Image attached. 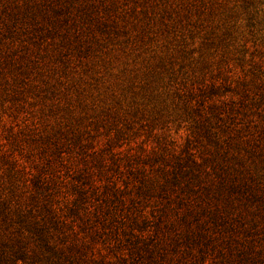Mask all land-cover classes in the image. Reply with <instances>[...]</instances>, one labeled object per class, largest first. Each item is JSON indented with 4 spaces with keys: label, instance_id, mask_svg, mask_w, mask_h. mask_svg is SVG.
Returning <instances> with one entry per match:
<instances>
[{
    "label": "trees",
    "instance_id": "16d2710c",
    "mask_svg": "<svg viewBox=\"0 0 264 264\" xmlns=\"http://www.w3.org/2000/svg\"><path fill=\"white\" fill-rule=\"evenodd\" d=\"M261 1L264 0H245L246 26L251 31L259 25L253 10H257ZM31 2L27 0L24 5L16 6L13 2L12 9H8L11 5L4 6L0 12V24L4 26L0 27V37L6 31L5 35L11 38H22L20 45L25 46L26 29L40 37L54 38L61 33L59 40L53 43L55 48H61L54 50L53 57L65 61L72 50L81 53L89 47L85 40L75 35L71 40L68 32L59 31L70 13L71 3L41 0L43 6L36 9L35 3ZM91 5L94 7V1ZM85 16L88 21L94 20L91 14L85 12ZM94 23L101 28L104 19H96ZM5 38H0V83L3 84H7V80L3 77L2 65H6V57L14 45ZM249 63L255 75L241 95L217 99L208 108L201 105L204 98L198 101H201L202 109H208L205 117H201L198 107L192 112L194 106L190 101L195 94L192 87L177 84V87L183 86V90L178 88L182 111L170 119L177 117L186 122V116L191 121L189 134L176 156H168L169 145L164 134L159 132L147 136V139L154 136L156 140L147 155L141 154L149 151L144 149L145 146L137 155L129 151L123 153L125 150L117 153L124 142L136 135L131 131L133 127L130 130L129 123L124 124L130 130L127 132L122 127L115 131L106 127L105 133H111L106 137L109 144L103 152H94L93 139L88 140L90 131L97 130L94 125L79 122L69 129L56 124L50 132L39 135L29 149L20 144L5 149L0 144V264H154V253L160 249L157 235L163 233L166 212L156 213L153 226L139 212L138 202H148L155 195L185 207L186 212L178 221L186 227L183 239L187 242L209 243V229L219 226L223 232H230L225 237L226 242L230 241L229 246L242 247V258L246 257L252 264H263L264 253L253 241L254 237H259L252 232L256 229L237 227L244 222L243 215H232V208L238 207L234 203L235 197L244 198L247 203L256 200L264 205V187L256 184L252 178L254 174L246 166L248 159L260 156L264 165V133L260 131L264 123V60H249ZM13 74V81L27 89L24 74L17 71ZM251 86L261 92H258L254 110L247 111L245 101ZM44 89L55 93L49 85L33 87L36 92ZM217 91L219 87L210 86L207 98L218 95ZM16 92L6 95L17 98ZM254 112L260 118L253 124ZM172 122L158 117L151 121L149 129L151 133L156 132L159 127H169ZM69 159H74L76 166H71ZM141 166L154 171L148 173L149 170L147 172ZM197 188L202 190V195L198 196L202 198L199 204L191 199ZM131 189L134 190L132 193ZM235 230L241 231L244 238H236ZM95 238L112 241L117 246H111L116 249L126 247L128 254L122 256L123 261L102 260L92 251ZM178 241L175 237L176 245Z\"/></svg>",
    "mask_w": 264,
    "mask_h": 264
},
{
    "label": "rangeland",
    "instance_id": "374dc122",
    "mask_svg": "<svg viewBox=\"0 0 264 264\" xmlns=\"http://www.w3.org/2000/svg\"><path fill=\"white\" fill-rule=\"evenodd\" d=\"M26 1L0 0V12L6 5H11L8 9H12L13 5H24ZM93 1L94 7L91 5ZM31 3H35L33 7L36 9L43 6L41 0H32ZM67 3L72 7L59 31L68 32L71 40L75 35L89 46L81 53L72 50L69 56L66 55L67 61L53 57L61 48H55L53 44L61 33L54 38L40 37L26 29L25 46L20 45L22 38H11L5 35L6 31L0 37L3 40L5 36L7 42H14L13 50L6 57V65H2L7 84L0 83V144L5 149L14 144L29 149L39 135L50 132L56 124L69 129L79 122L93 124L97 129L88 135V140L93 139L94 152H103L109 144L106 137L111 132L105 133L106 127L114 131L122 127L126 132L133 127L131 131L136 135L124 142L117 153L125 150L123 153L129 151L137 155L143 146L149 150L155 146L156 140L154 136L148 139L147 136L159 132L164 134L169 145L168 156H176L183 148L191 121L186 116V122L177 120V117L170 119L182 111L178 88L183 90V86L177 87V84L192 87L195 93L190 101L194 106L192 112L198 107L201 117H205L208 109H202L201 105L208 108L217 99L241 95L255 75L249 60H264V1L253 10L259 25H255L252 31L246 26L245 0H67ZM85 12L94 20L88 21ZM96 19H104L101 28L95 25ZM0 27L4 28L1 24ZM14 71L24 74L27 89L20 82L13 81ZM48 85L55 89V93L45 89L33 90V87L46 88ZM213 85L219 87V94L207 98ZM250 90L245 101L247 111L254 110L258 92H261L253 86ZM15 91L17 98L7 97L6 94ZM202 98L205 101L201 104L198 101ZM158 117L173 122L169 127H159L158 131L151 133V121ZM259 118L254 112L253 124ZM126 123H129L130 130L124 127ZM262 130L264 133V123ZM148 152L150 150L141 154L147 155ZM260 157L248 159L246 166L254 174L252 178L256 184L264 187V165ZM68 163L76 166L74 159H69ZM145 170H149L148 173L154 171L153 168ZM204 182L208 184L207 180ZM133 191L131 189L130 193ZM194 192L191 199L199 204L202 198L198 196L202 195V190L197 188ZM165 199L155 195L148 202H138L139 212L153 226L156 213L166 212L163 233L157 235L160 249L154 253V264H252L240 256L242 247L229 246L230 241L226 242L225 237L230 232H223L219 226L209 229V243L187 242L183 239L186 227L178 221L186 212L185 207ZM241 202L244 203L239 207ZM234 203L238 207L232 208V215H243L244 220L237 227L256 229L252 232L259 237L253 236V241L264 253V205L256 200L247 203L244 198L237 197ZM194 229L199 231L195 225ZM234 232L236 238H244L241 231ZM175 237L179 240L177 245ZM236 238L231 237L232 240ZM231 243L234 245V241ZM111 245L116 244L95 238L92 251L102 260L123 261L122 256L128 254L126 247L116 249Z\"/></svg>",
    "mask_w": 264,
    "mask_h": 264
}]
</instances>
